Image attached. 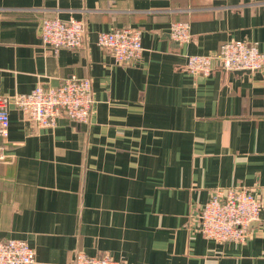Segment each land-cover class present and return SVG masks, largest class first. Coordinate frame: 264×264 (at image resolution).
I'll list each match as a JSON object with an SVG mask.
<instances>
[{
  "label": "crops",
  "instance_id": "0c3cea01",
  "mask_svg": "<svg viewBox=\"0 0 264 264\" xmlns=\"http://www.w3.org/2000/svg\"><path fill=\"white\" fill-rule=\"evenodd\" d=\"M47 17L82 19V46L45 47ZM177 21L188 43L172 39ZM126 26L142 29V57L116 64L98 35ZM227 40L264 51V0H0V95L77 75L95 98L88 122L45 128L11 107L0 240L25 239L36 264H70L78 251L125 264H264V69H187L189 55ZM235 186L262 202L249 240L206 237L200 210Z\"/></svg>",
  "mask_w": 264,
  "mask_h": 264
},
{
  "label": "built area",
  "instance_id": "2783aa9c",
  "mask_svg": "<svg viewBox=\"0 0 264 264\" xmlns=\"http://www.w3.org/2000/svg\"><path fill=\"white\" fill-rule=\"evenodd\" d=\"M41 42L54 51L82 46L86 25L82 19L47 17L41 23ZM172 39L179 45L192 40L187 22H173ZM98 43L108 49L116 64H134L142 57V29L134 26L103 31ZM215 65L232 71L264 69V51L257 43L227 40L212 54H191L187 69L194 73L210 74ZM95 103L89 78L71 75L58 85H36L29 92L0 95V161L7 157L5 139L9 134L10 109L16 107L40 128L53 127L60 117L76 122H88ZM262 202L257 192L247 186L219 188L198 214L200 231L218 242L245 243L250 238L251 223L260 219ZM35 249L25 240H0V264H36ZM70 264H125L109 254L89 255L78 251Z\"/></svg>",
  "mask_w": 264,
  "mask_h": 264
},
{
  "label": "water",
  "instance_id": "95a60500",
  "mask_svg": "<svg viewBox=\"0 0 264 264\" xmlns=\"http://www.w3.org/2000/svg\"><path fill=\"white\" fill-rule=\"evenodd\" d=\"M240 71H241V70H240ZM254 223H256V221L252 222V223H251V226H252Z\"/></svg>",
  "mask_w": 264,
  "mask_h": 264
},
{
  "label": "rangeland",
  "instance_id": "374dc122",
  "mask_svg": "<svg viewBox=\"0 0 264 264\" xmlns=\"http://www.w3.org/2000/svg\"><path fill=\"white\" fill-rule=\"evenodd\" d=\"M182 22V21H181ZM184 22V21H183Z\"/></svg>",
  "mask_w": 264,
  "mask_h": 264
}]
</instances>
